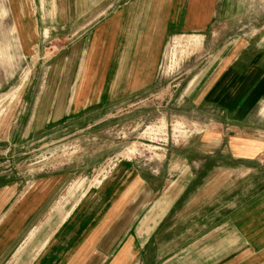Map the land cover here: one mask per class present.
<instances>
[{
	"label": "crops",
	"instance_id": "0c3cea01",
	"mask_svg": "<svg viewBox=\"0 0 264 264\" xmlns=\"http://www.w3.org/2000/svg\"><path fill=\"white\" fill-rule=\"evenodd\" d=\"M254 1L67 0L69 22L91 26L47 67L29 117L34 136L82 130L97 122L89 118L98 117L99 107L148 93L169 37L244 22L245 34L218 43L215 58L189 83L204 108L225 118L214 124L239 127L206 134L207 144L221 148L208 151L202 180L196 178L204 166L192 174L142 172L126 163L79 200L64 190L69 170L42 177L41 187L17 200L22 181L0 173V264H138L141 243L159 240V226L160 264H264V129L254 125L264 101V15L253 18ZM7 11L22 50L31 49L33 12L26 3Z\"/></svg>",
	"mask_w": 264,
	"mask_h": 264
},
{
	"label": "rangeland",
	"instance_id": "374dc122",
	"mask_svg": "<svg viewBox=\"0 0 264 264\" xmlns=\"http://www.w3.org/2000/svg\"><path fill=\"white\" fill-rule=\"evenodd\" d=\"M259 1L264 3L254 1L257 9L252 12L253 18L264 15ZM20 3L29 6L36 22V26L33 22L30 25L31 31L37 32V37L33 34L31 49L22 50L7 11L9 6ZM66 5L67 0H0V173L11 171L22 181L23 189L16 199L41 187L42 177L69 170L71 179L64 190L73 201L79 200L88 191L101 188L126 163L142 172L173 168L178 173L189 168L187 172L192 174L197 165L204 166L196 179H205L207 153L221 146L215 142L207 144L204 139L222 128L214 121L220 123L225 118L213 107L204 108L200 93L195 94L197 87L193 89L194 83L190 86L189 83L201 66L215 58L210 55L219 49L218 43L221 47L245 34L244 22L237 28L218 23L205 32L169 37L156 67L154 87L148 93L128 103L99 107L98 117L89 118L97 122L86 124V118L82 130L55 136L42 132L34 136L29 117L48 73L47 67L58 52L91 26L85 21L69 22ZM255 113L254 125L259 131L264 129V101ZM228 126L239 127L223 125V131ZM39 127H44L43 121ZM193 213L188 208L187 216ZM173 229L177 232V225ZM155 232L160 239L149 246L141 243L138 264H160L165 259L163 227L159 226Z\"/></svg>",
	"mask_w": 264,
	"mask_h": 264
}]
</instances>
